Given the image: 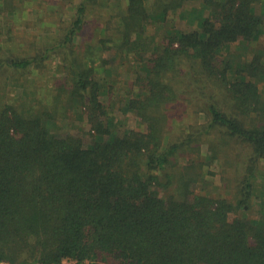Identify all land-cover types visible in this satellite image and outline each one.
<instances>
[{
  "label": "trees",
  "instance_id": "16d2710c",
  "mask_svg": "<svg viewBox=\"0 0 264 264\" xmlns=\"http://www.w3.org/2000/svg\"><path fill=\"white\" fill-rule=\"evenodd\" d=\"M186 1L0 0V264H264V0Z\"/></svg>",
  "mask_w": 264,
  "mask_h": 264
},
{
  "label": "rangeland",
  "instance_id": "374dc122",
  "mask_svg": "<svg viewBox=\"0 0 264 264\" xmlns=\"http://www.w3.org/2000/svg\"><path fill=\"white\" fill-rule=\"evenodd\" d=\"M72 0H49V1H44V0H16V6L18 8V11H12L8 12L7 17L10 18V21L14 24V28L17 31V38L16 42H22L24 45H28L30 37L34 35V33L38 32L39 30H43L44 26L49 25V27H52L53 29H57V22L61 20L62 18H67V13H73L74 6L71 5ZM80 0H76V2H79ZM146 5L150 8L152 6L153 0H145ZM128 4V0H121V10L126 11V7ZM193 8L196 9H201L202 8V2L201 0H191V1H186L185 4L179 8L178 12L175 13L176 18L179 22V24L183 28H192L195 25V15H190V14H185V17L182 16V13L185 11L192 10ZM193 9V10H196ZM256 10L258 13L264 15V3H259L256 5ZM3 13L0 12V16ZM6 14V12H5ZM187 15V16H186ZM15 17V18H13ZM5 20V19H3ZM148 30L150 33L154 35H158L160 33V30L155 27L154 25H149ZM160 37V36H158ZM255 46L261 48L262 44L264 43V35L260 37L259 40L255 41ZM107 54V57H114L112 58V67L117 68V61L113 53H105ZM51 69L47 70L52 73V64ZM110 65V66H111ZM124 70V69H123ZM124 76L126 74L124 73ZM130 77V74L128 75ZM132 78V77H131ZM16 89H11L9 91V97L11 100L19 99L23 97V89L22 87H15ZM123 114H121V117ZM202 120H204L203 115ZM131 118L134 119V115L131 114ZM189 120H196V116H191ZM84 125V124H83ZM82 125V126H83ZM62 131L65 130H59L58 132L61 133ZM67 131V130H66ZM90 141V138L87 139ZM206 146L203 147V150H206ZM211 170H215L217 173L216 166L212 165L209 167ZM209 179L214 182V186L218 187L221 186L222 191H224V188L221 184V179H220V174H215V175H208ZM219 189V188H218ZM215 190V188H214ZM221 190V189H220ZM217 191V190H216ZM220 192V191H219ZM264 210V197H261V201L257 203L255 209L252 212L253 216H258L260 215L261 211ZM64 264H77L76 261L74 260H67L64 261Z\"/></svg>",
  "mask_w": 264,
  "mask_h": 264
}]
</instances>
